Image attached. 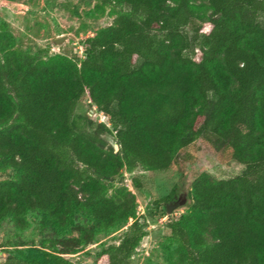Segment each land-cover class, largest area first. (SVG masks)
I'll return each instance as SVG.
<instances>
[{
  "label": "trees",
  "instance_id": "1",
  "mask_svg": "<svg viewBox=\"0 0 264 264\" xmlns=\"http://www.w3.org/2000/svg\"><path fill=\"white\" fill-rule=\"evenodd\" d=\"M102 1L112 22L81 58L0 41V171H18L0 181V222L24 229L37 211L64 230L76 213L93 233L123 229L93 264H133L147 224L132 192L103 181L169 171L206 139L244 169L193 179L188 212L167 224L173 264H264V0ZM83 99L104 121L75 114Z\"/></svg>",
  "mask_w": 264,
  "mask_h": 264
},
{
  "label": "rangeland",
  "instance_id": "2",
  "mask_svg": "<svg viewBox=\"0 0 264 264\" xmlns=\"http://www.w3.org/2000/svg\"><path fill=\"white\" fill-rule=\"evenodd\" d=\"M102 2L0 0V41L10 35L16 48L43 60L55 55L81 58L83 40L112 22L110 8ZM59 38L63 41L56 44ZM75 114L93 122L104 121L86 99L78 103ZM105 139L109 146H116L112 136ZM243 169L244 165L234 161L228 151L215 150L208 140L199 139L177 150L169 171L123 169L116 177L104 180L108 195L118 189L135 195L137 215L147 224L133 264H173L177 241L170 237L167 224L188 212L193 179L202 172L216 179H228ZM17 176L14 168L0 171V181L15 180ZM167 207L171 208L170 213ZM24 219V229L17 228L11 217L0 222V264H57V257L72 264H93L103 248L117 243L123 230L93 233L92 223L76 213L64 230L37 211L28 212Z\"/></svg>",
  "mask_w": 264,
  "mask_h": 264
},
{
  "label": "water",
  "instance_id": "3",
  "mask_svg": "<svg viewBox=\"0 0 264 264\" xmlns=\"http://www.w3.org/2000/svg\"><path fill=\"white\" fill-rule=\"evenodd\" d=\"M62 41H63V39L59 38V39L55 40V43L58 44V43H60ZM115 150H117V146H115ZM170 211H171V208L167 207V213H170Z\"/></svg>",
  "mask_w": 264,
  "mask_h": 264
}]
</instances>
